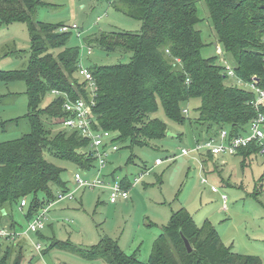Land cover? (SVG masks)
Listing matches in <instances>:
<instances>
[{"label": "trees", "instance_id": "16d2710c", "mask_svg": "<svg viewBox=\"0 0 264 264\" xmlns=\"http://www.w3.org/2000/svg\"><path fill=\"white\" fill-rule=\"evenodd\" d=\"M103 1L141 22L136 32L98 31L83 39L87 49L131 55L128 63L87 67L96 86L92 107L95 128L115 133L118 150L122 146L130 150L126 165L135 157L133 149L150 148L152 142L165 138L166 124L152 116L159 106L165 117L178 125L193 122L196 143L217 137L222 130L227 133L226 141L247 133L249 122L258 114L251 104L256 95L240 87L236 80L249 83L255 77L258 87L264 88V0H202L222 47L221 55L210 58L201 56L204 43L200 31L194 28L198 22L197 0ZM44 3L0 0V27L24 23L30 36V48L25 53L27 64L20 69L0 70L1 82L25 84L24 118L30 124L28 133L0 142V218L12 228L21 227L9 212L22 198H31L24 216L29 221L55 200V190L68 191L60 177L63 170L45 160V153L86 172L96 171L97 167L87 138L74 130H53L66 119L62 108L66 100L82 98L89 102L92 95L88 82L78 75L80 49L66 46L71 33L61 31L63 25L34 21L36 9ZM21 53L22 50L2 52L3 56L19 57ZM221 58L232 60L234 79L227 76ZM230 79L233 82L229 85L226 81ZM52 91L58 94L52 95ZM7 96L0 94V103ZM47 96L51 100L42 107ZM193 100L199 103L196 115L189 117L183 110ZM259 112L264 114V106ZM203 131L208 136L204 140ZM199 156L205 165L214 159L210 153ZM233 156L244 164L259 156L258 148L251 144L239 148ZM114 175L115 171L110 177ZM122 186L130 188L126 177ZM35 236L45 239L41 232ZM182 237L189 242L190 253ZM0 243L6 245L3 254L0 249V264H22V244ZM51 249L106 264H144L136 253H123L109 237L87 248L52 237L42 253ZM147 264H261V260L233 252L210 222L197 226L181 208L171 214L154 240Z\"/></svg>", "mask_w": 264, "mask_h": 264}, {"label": "rangeland", "instance_id": "374dc122", "mask_svg": "<svg viewBox=\"0 0 264 264\" xmlns=\"http://www.w3.org/2000/svg\"><path fill=\"white\" fill-rule=\"evenodd\" d=\"M43 1L45 3L36 9L34 21L68 27L70 30L66 32L71 35L66 46L80 49L82 68L129 62L130 54H105L97 48L88 53L83 39L98 31L136 32L141 28L140 21L128 18L103 0ZM196 9L198 22L194 28L200 31L204 43L201 56H217V48L222 47L215 38L205 3L197 0ZM72 25L77 29H71ZM29 48L30 36L24 23L0 27V70L23 68L28 61L25 53ZM4 50H22L23 53L20 57L16 54L3 56ZM226 62L232 67V60L227 59ZM232 82L231 79L226 81L229 85ZM24 90L23 82L0 81V94L14 93L0 103V142L17 139L30 131V124L24 118L27 113ZM50 100V96H47L42 107ZM198 103L199 100H193L185 106L186 116L196 115ZM152 116L166 124L165 138L152 142L150 148L133 149L135 157L127 165L130 150L119 147L118 152L109 156L102 171L105 176H110L115 171L116 183L126 177L133 185L134 180L140 178L130 188L129 198L125 203L111 205L105 190L77 187L74 174L91 179L95 176L94 169L86 173L71 163L51 157L48 153L44 154L45 160L63 170L61 180L66 183L68 191L73 193V198L44 206L47 213L45 228L41 234L45 239L41 240L30 234L31 242H38L44 250L54 237L56 240L87 248L99 243L103 237H109L117 242L123 253H136L139 261L147 264L153 242L162 232V227L166 226L173 212L184 208L197 226H201L206 217H209L221 241L226 247L232 248L233 252L256 256L264 264V158L256 156L241 164L239 157L222 154L213 163H208L205 169L199 155H180L182 149L190 151L196 144L195 124L187 122L178 125L168 120L160 106ZM64 129L62 125H58L53 130L56 132ZM199 129L198 127L196 133ZM205 137L208 136L203 131L202 139ZM155 159L161 160L162 164L154 166ZM215 163L218 165L219 179L217 175L208 172L215 167ZM146 170L149 172L146 173ZM202 178L207 182L201 183ZM211 186H215L219 192L211 193ZM57 192L55 190V196ZM222 194L228 199L225 213L220 211ZM30 199L26 198L27 205ZM27 209H20L18 205L13 206L9 212L24 230L27 228V220L24 218ZM18 244H22L25 249L22 264H106L102 260L88 261L58 249H51L45 254L42 251L36 253L32 250V245L23 241ZM5 247V244L0 243L1 254ZM15 248L17 251L18 245Z\"/></svg>", "mask_w": 264, "mask_h": 264}, {"label": "built area", "instance_id": "2783aa9c", "mask_svg": "<svg viewBox=\"0 0 264 264\" xmlns=\"http://www.w3.org/2000/svg\"><path fill=\"white\" fill-rule=\"evenodd\" d=\"M71 29H77L75 25H72ZM61 31L66 32L70 30L68 27H61ZM79 35V34H78ZM264 42V38H263ZM91 50L88 49V53ZM218 55L222 53L218 51ZM222 63L225 66L226 74L229 78L234 79V71L231 66L221 58ZM78 75L88 82V88L92 95L89 102L84 99L79 98L76 100H66L62 108L66 114V119L62 123V126L68 130H74L80 133L81 136L89 140V148L93 151L94 157L97 162V169L95 171L94 178H82L78 173L74 174V180L77 183L78 188H99L108 192V202L110 204H116L120 201H125L129 198L128 190L124 189L121 183H116L115 179L110 176H105L102 171L107 165V159L113 153L118 150L117 144H114V139L116 137L115 133L104 131L100 128H95L97 122L95 116L92 112V107L94 105L93 97L95 95L96 86L93 78L86 68H82L79 65ZM240 87L251 90L255 95L256 99L251 102L252 106L257 110L258 114L253 118L248 124V131L244 135L233 138L230 141H226L227 133L225 130L220 131L217 137H212L207 140L196 143L194 148L190 151L187 149H182L180 155L187 156L191 153L204 154L210 153L212 156H219L222 154L233 155L239 148H246L251 144L256 145L258 148V155L264 158V114L259 112V108L264 106V88L258 87L257 79L253 77L251 82L244 83L240 80H236ZM58 92L52 91V95H56ZM183 113H187L183 110ZM162 161L156 159L154 166L161 165ZM86 172V171H85ZM149 170H146L148 173ZM88 173V172H86ZM135 183L140 181L139 179L134 180ZM202 182L206 183V179L202 178ZM213 193H218V189L211 187ZM73 198V193L66 191H58L55 196V200L46 205L50 206L54 202L62 201L64 199L71 200ZM222 208L226 210L227 197L226 195H221ZM27 207L26 198H22L19 203V208L24 209ZM43 207L36 214L27 221V228L24 230L21 227L12 228L9 224L4 223L0 218V242L17 244L20 241L32 245L31 248L36 253H41L43 247L38 242H31L30 234L36 235V233L41 232L45 228V215L47 213V208ZM30 242V244L28 242Z\"/></svg>", "mask_w": 264, "mask_h": 264}, {"label": "crops", "instance_id": "0c3cea01", "mask_svg": "<svg viewBox=\"0 0 264 264\" xmlns=\"http://www.w3.org/2000/svg\"><path fill=\"white\" fill-rule=\"evenodd\" d=\"M86 49H87V48H86ZM220 50L222 51V49L217 48L216 53H218V51H220ZM91 51H92V49H91ZM221 51H220V52H221ZM217 55H218V54H217ZM24 92H25V90H24ZM7 94H9V95H10V94L13 95L14 93H11V92H10V93H7ZM5 98H6V97H5ZM1 123H2V122H1ZM194 154H195V153H194ZM197 155H199V154H197ZM202 155H203V154H202ZM229 155H230V154H229ZM220 156H221V155H219V156H213V158H214V159H217V158H219ZM262 158H263V157H262ZM214 159H212V160L214 161ZM155 160H156V159H155ZM201 162H202V160H201ZM210 163H213V162H210ZM161 164H162V163H161ZM215 164H216V165H215ZM215 164H214L215 167H213V169L209 170L208 172H212L213 175H217V176H218L217 178L219 179V178H220V173H219V171H218V165H217V163H215ZM208 165H209V164H206V165H205V164L202 163V166H203L205 169H206V167H208ZM159 166H160V165H159ZM203 167H202V169H203ZM216 168H217V169H216ZM123 180H124V178H122V180H121V182H120L121 185L123 184ZM127 180H128V179H127ZM221 181H224V180H221ZM128 182H129V180H128ZM201 183H203V182H202V179H201ZM129 184H130V188H131V187H133L136 183H135V181H134V184H133V185H132L130 182H129ZM122 187H123V186H122ZM211 187H212V186H211ZM213 187H215V186H213ZM123 188L126 189V190H128V192H129V190H130V188H128V189L125 188V187H123ZM215 188H216V187H215ZM210 191H211V188H210ZM218 192H219V191H218ZM211 193H213V192L211 191ZM222 195H223V194H222ZM121 202H122V203H125L126 200H125V201H120V203H121ZM220 202H221V208H220V211H221V212H224V213L227 212V207H226V210H223V208H222V200H221V196H220ZM111 205H114V204H111ZM189 215H190V214H189ZM190 216H191V215H190ZM191 217H192V216H191ZM192 219H193V218H192ZM193 221H194V219H193ZM204 221H208V222H210V223L213 225L212 221L209 220V217H208V218L206 217V219H205ZM204 221H203V222H204ZM217 221H218V220H217ZM203 222H202V223H203ZM194 223H195V221H194ZM213 227H214V226H213ZM214 228H215V227H214ZM215 230H216V228H215ZM216 231H217V230H216ZM217 233H218V231H217ZM218 235H219V234H218ZM231 249H232V248H231Z\"/></svg>", "mask_w": 264, "mask_h": 264}, {"label": "water", "instance_id": "95a60500", "mask_svg": "<svg viewBox=\"0 0 264 264\" xmlns=\"http://www.w3.org/2000/svg\"><path fill=\"white\" fill-rule=\"evenodd\" d=\"M182 239H183V243H184V246L186 248V251L188 253H190L192 251V248H191L189 242L187 241V239L185 237H182Z\"/></svg>", "mask_w": 264, "mask_h": 264}]
</instances>
